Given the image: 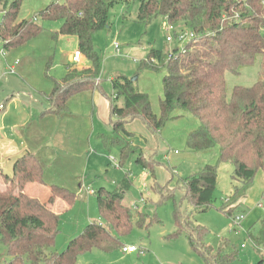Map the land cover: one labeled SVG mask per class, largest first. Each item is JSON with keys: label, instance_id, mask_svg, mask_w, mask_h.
I'll return each instance as SVG.
<instances>
[{"label": "trees", "instance_id": "16d2710c", "mask_svg": "<svg viewBox=\"0 0 264 264\" xmlns=\"http://www.w3.org/2000/svg\"><path fill=\"white\" fill-rule=\"evenodd\" d=\"M133 1L61 0L49 3L30 18L19 20L23 0H0V43L7 57L41 38H47L51 44L58 36H75L76 52L89 62L82 67L67 66L61 79L46 75L50 89L44 96L50 108L42 111V116L65 115L70 102L95 90L102 62L92 47L93 34L107 27L108 14L114 5H129ZM136 1L138 20L149 23L158 16L163 17L167 25L190 30L195 40L185 47L184 54L172 48L169 51L172 57L168 58L169 52L150 49L141 62L137 73L143 69L164 72L158 114L153 112L148 95L137 91L129 79L118 76L111 80L113 94L108 98L109 123L115 137H102L103 145L107 149L113 146L119 149L120 165L125 159L133 158L145 171L153 174L157 163L147 161L141 155V149L131 148L116 136L117 132L125 120L131 118L139 120L155 136L178 113L189 114L197 126L187 136V148L199 153L216 149L219 163L233 165L232 194L220 210L229 217L246 199L256 173L261 171L264 176V81L249 88L234 87L228 100L224 78L226 72L235 73L242 67H249L256 56L264 55V0ZM39 20H60L62 23L57 32H49ZM47 52L43 60L42 57L39 59L46 72L54 54L51 46ZM30 58L18 60L16 67ZM31 59L35 62L34 57ZM119 99H122L121 105ZM13 169L14 178L20 171L27 170L43 182L42 166L30 152L16 159ZM216 179V167L210 164L200 166L195 174L182 179L181 199L187 201L190 212L184 217L176 210L173 213L177 228L174 236L185 235L190 249L206 264H226L233 260L234 252L237 253V249L227 242L213 251L205 243L208 230L192 221V213L210 208ZM45 184L57 196L72 198L67 189ZM128 186L126 176L118 189L98 188L94 194L104 224H87L61 252L51 250L58 234L59 216L36 198L20 191L16 194L0 191V237L10 257L5 264H75L80 254L93 248L103 252L116 249L121 245V237L139 223L134 214L142 215L123 202ZM170 196L172 194L160 195V199L163 201ZM246 236L261 257L258 264H263L264 218L256 219L246 229ZM226 247L231 251L228 255L224 252Z\"/></svg>", "mask_w": 264, "mask_h": 264}, {"label": "rangeland", "instance_id": "374dc122", "mask_svg": "<svg viewBox=\"0 0 264 264\" xmlns=\"http://www.w3.org/2000/svg\"><path fill=\"white\" fill-rule=\"evenodd\" d=\"M56 1L61 0H23L18 18L19 20L30 18L49 3ZM137 8L136 0L129 5L123 3L114 5L108 14L107 27L93 34L92 47L101 59L102 69L99 78L95 80L97 87L94 90L93 102L98 107V112L97 115L95 113L91 125L92 135L89 150L85 154L83 175L79 184L69 185L68 189L71 191L69 192L72 193L70 200L57 196L47 188L38 191L39 199L43 203L51 204L59 210L58 234L51 250L63 251L68 241L91 222L104 224L99 216L94 193L100 187L108 191L118 189L127 176L129 186L123 202L142 214L141 216L134 214L138 217L139 223L133 226L129 234L121 237V245L116 249L103 252L93 248L80 254L75 264H206L201 256L190 249L185 235L174 236L177 228L173 213L176 210L184 217L190 212L187 201L181 199V180L195 174L200 166L210 164L215 166L217 171L213 201L207 211L192 213V221L208 230L205 243L213 251L223 247L224 242L231 243L235 250L237 249L233 260L226 264H258L261 257L244 230L256 219L264 218L263 173L261 171L256 173L246 199L238 204L231 216L222 213L220 210L225 200L232 194L233 165L219 163L216 149L199 153L187 148V136L197 126V122L189 114L178 113L163 130L156 132L160 134L158 140L153 139L141 122H133L131 118H127L117 132L116 136L126 141L131 148L141 149V155L147 161L157 163L153 167V174L145 171L133 158L125 159L120 165L119 149L114 146L107 149L103 145L102 137H115L112 127L104 125L98 118V114H106L108 111V98L113 94L111 80L118 76H124L130 81L134 79L132 82L135 89L148 95L153 112L158 114L159 100L163 96L161 81L164 72L160 69L157 71L143 69L137 72L150 49L168 53L176 46L174 41L166 42L167 22L163 17L158 16L149 23L140 21L137 19ZM39 23L45 30L57 32L62 22L39 20ZM170 34L173 36V32ZM41 39L42 42L47 41V38ZM47 43L54 53L50 69L47 72L45 69L40 71V56L38 60L33 56L35 62L32 64V72H28L31 74L30 78L24 79L18 72L10 73L7 55L0 43V106L5 110L0 114V171L9 179L6 180L0 175V191L6 194L18 193L16 191L21 183L20 174L11 179L14 176L11 161L20 156L19 151L23 145L18 130L38 118L49 106L41 96L33 92L29 94L30 82L40 72L46 80V75L61 79L66 74L67 66L82 67L89 64L85 58H80L77 63L70 60V56L77 51L78 42L75 36H58L57 41ZM114 45L118 46L119 52L115 51ZM224 78L226 98L229 100L234 87L249 88L258 81H264V55L256 56L254 63L249 67H242L235 73L226 72ZM118 104H122V99L118 100ZM130 126L139 127L140 133L134 134L127 130ZM149 136L151 143L143 139ZM110 159L114 161L109 164ZM80 184L87 187L88 194L79 191ZM170 194L172 196L168 199L163 201L160 199V195ZM258 203L261 204V209H258ZM243 213L246 219L241 227L234 226L232 218ZM123 246H134L137 251L131 254L123 253L121 251ZM224 252L227 255L231 253L227 247ZM9 259L0 237V264H5Z\"/></svg>", "mask_w": 264, "mask_h": 264}, {"label": "crops", "instance_id": "0c3cea01", "mask_svg": "<svg viewBox=\"0 0 264 264\" xmlns=\"http://www.w3.org/2000/svg\"><path fill=\"white\" fill-rule=\"evenodd\" d=\"M48 49L49 45L47 41L42 42L41 39H38L31 42L27 47L17 54L6 57V61L7 64H9V68L13 66L14 72H18V75L22 79L25 77L30 78L31 74L28 72H32V64L34 63L31 58L36 56L38 59V56H40L43 60V58L46 57L48 53ZM28 57L31 58L28 59V61H23L20 63L18 67H16V64H14L15 62L17 63L18 60L21 61ZM71 59L72 56H70V60ZM42 60L40 62V71L43 69ZM29 86V94L33 92L34 94L44 98L49 104V109L50 103L45 98L44 93L50 89V85L43 77L42 72H40L38 75H35ZM94 93L95 91L92 93L82 94L77 101L70 102L68 105V112L65 115L52 117L50 115L42 116L40 114L38 118L23 125L18 130V134L23 140V145L22 149L19 151L20 156L16 157V159L21 157L25 152H30L41 164L44 176L42 182L40 180H35L29 171H20L19 180L21 183H19L17 188L18 191L16 192L20 191L26 195H29L30 197L36 198L45 208L56 215L59 213V210H57L56 207L51 206V204L49 205L43 203L39 199L38 191L41 188H47L49 190L45 183L63 187L68 191H70L68 189L70 184H79L86 162L85 154L89 150V142L92 135L91 125L94 121L95 113L97 115L98 112V107L93 102L95 95ZM4 112L5 110L2 108V112L0 114ZM98 118L104 125H110L109 108L106 114H98ZM127 128V130L133 132L134 134L135 132L136 134L140 133L139 127L130 126ZM151 136L156 140L160 134H156L155 136L151 134ZM143 139L145 142L148 141L151 143L150 136ZM16 159H12L13 161L11 162H14ZM110 162L111 161L109 160V164ZM1 174L2 172L0 171V175ZM86 188L87 187L82 186V184L79 185V191L88 194ZM4 189H6V186Z\"/></svg>", "mask_w": 264, "mask_h": 264}, {"label": "built area", "instance_id": "2783aa9c", "mask_svg": "<svg viewBox=\"0 0 264 264\" xmlns=\"http://www.w3.org/2000/svg\"><path fill=\"white\" fill-rule=\"evenodd\" d=\"M166 42L168 43H171V42H175L176 43V46L174 48H177L178 51L182 54L185 53V47L191 42L195 40V35L190 31V30H182V29H179L173 25H167V28H166ZM264 31V30H263ZM170 32H173V36H171ZM115 47V51L116 52H119V49H118V46L117 45H114ZM172 52H169L168 54V58H171ZM80 59V56H79V53L78 52H75L74 55L72 56V59L71 61L73 63H77ZM16 64V62L14 63ZM9 71L10 73H13L14 72V67H10L9 68ZM2 112V107L0 106V113ZM110 161H114L113 159ZM115 167H118V165H115ZM257 207H261V204L258 203L257 204ZM246 219V215L244 214H238L236 216H234L232 218V223L234 226L236 227H241L242 223L245 221ZM244 230V229H243ZM245 233H246V230H244ZM121 251L123 253H128V254H131V253H135L137 251V249L134 247V246H123L121 248Z\"/></svg>", "mask_w": 264, "mask_h": 264}, {"label": "water", "instance_id": "95a60500", "mask_svg": "<svg viewBox=\"0 0 264 264\" xmlns=\"http://www.w3.org/2000/svg\"><path fill=\"white\" fill-rule=\"evenodd\" d=\"M133 80H134V79H133ZM133 80H131V82H132Z\"/></svg>", "mask_w": 264, "mask_h": 264}]
</instances>
